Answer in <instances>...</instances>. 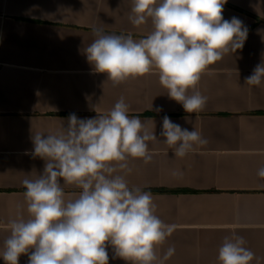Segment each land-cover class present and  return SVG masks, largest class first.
<instances>
[{"label":"crops","instance_id":"0c3cea01","mask_svg":"<svg viewBox=\"0 0 264 264\" xmlns=\"http://www.w3.org/2000/svg\"><path fill=\"white\" fill-rule=\"evenodd\" d=\"M131 7L132 0H0V251L9 220L28 218L22 181L44 169L45 161L32 155V135L67 127L73 113L80 119L107 114L124 97L129 116L149 129L154 122L158 139H164L167 115L208 141L183 158L162 142H149L150 163L129 161V186L151 192L155 214L177 225L158 249L162 256L175 247L165 264H220L219 248L234 232L264 264V178L257 175L264 167V82H245L264 60V0H227L223 18H239L248 36L242 49L202 76L197 87L208 102L194 114L169 98L157 74L113 86L87 60L93 27L136 40L152 31L150 19L139 27L131 23ZM177 169L182 176L172 175ZM64 191L68 198L81 189L64 185ZM31 251L19 264H28ZM107 251L108 264H129L114 258L110 244Z\"/></svg>","mask_w":264,"mask_h":264},{"label":"clouds","instance_id":"9594fccd","mask_svg":"<svg viewBox=\"0 0 264 264\" xmlns=\"http://www.w3.org/2000/svg\"><path fill=\"white\" fill-rule=\"evenodd\" d=\"M227 0H132L129 20L139 27L151 20L153 29L139 40L131 35L104 34L93 27L94 39L85 48L96 72L113 86L155 73L170 99L186 113L202 112L208 97L198 90L202 76L226 54L242 49L248 36L243 22L223 18ZM248 85L264 82V60L246 78ZM161 111L160 108L155 109ZM153 127L129 116L124 97L103 115L80 119L74 113L67 127L54 133L37 132L32 155L45 161L42 174L22 181L28 218L10 219V235L0 258L19 264H108L110 244L129 264H165L175 254L158 249L172 236L176 224L164 223L155 213L151 192L129 186L131 160H153L149 142H162L183 158L208 143L200 131L189 130L165 115L157 138ZM173 176H182L179 169ZM257 175L264 178V167ZM61 179L63 184H61ZM64 185L81 191L66 198ZM244 237H225L218 251L220 264H252L260 258L246 247Z\"/></svg>","mask_w":264,"mask_h":264}]
</instances>
